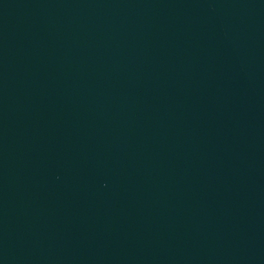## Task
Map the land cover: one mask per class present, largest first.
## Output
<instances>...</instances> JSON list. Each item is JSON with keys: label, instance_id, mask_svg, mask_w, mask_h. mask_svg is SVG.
Instances as JSON below:
<instances>
[{"label": "water", "instance_id": "obj_1", "mask_svg": "<svg viewBox=\"0 0 264 264\" xmlns=\"http://www.w3.org/2000/svg\"><path fill=\"white\" fill-rule=\"evenodd\" d=\"M0 264H264V0H0Z\"/></svg>", "mask_w": 264, "mask_h": 264}]
</instances>
